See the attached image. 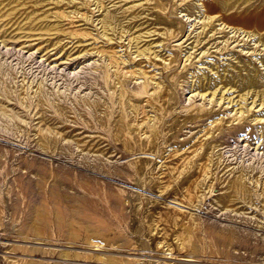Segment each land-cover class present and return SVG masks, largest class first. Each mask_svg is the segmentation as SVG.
<instances>
[{
  "label": "rangeland",
  "instance_id": "374dc122",
  "mask_svg": "<svg viewBox=\"0 0 264 264\" xmlns=\"http://www.w3.org/2000/svg\"><path fill=\"white\" fill-rule=\"evenodd\" d=\"M0 264H264V0H0Z\"/></svg>",
  "mask_w": 264,
  "mask_h": 264
},
{
  "label": "bare ground",
  "instance_id": "6f19581e",
  "mask_svg": "<svg viewBox=\"0 0 264 264\" xmlns=\"http://www.w3.org/2000/svg\"><path fill=\"white\" fill-rule=\"evenodd\" d=\"M234 183L241 185L242 184L241 177L240 176L234 177ZM44 204H45L44 202L39 201L34 206L35 212H34L33 217L31 219V223L28 224V226L31 227L33 230L38 231L40 225L42 224L44 213H45ZM55 206H56L55 208H56L57 216H58V212L60 213V211H59L60 206L67 213L69 219H72L73 217H75L76 213H79L77 210H74L71 206H67L65 208L62 205L59 206V204H56ZM75 211H76V213H75ZM79 215H80V213H79ZM83 222H86V223L88 222L86 217L83 218Z\"/></svg>",
  "mask_w": 264,
  "mask_h": 264
}]
</instances>
